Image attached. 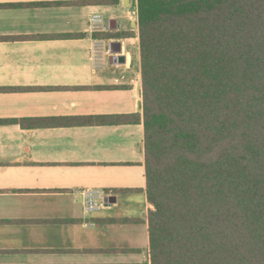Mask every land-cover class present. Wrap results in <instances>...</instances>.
Listing matches in <instances>:
<instances>
[{"label":"crops","instance_id":"crops-1","mask_svg":"<svg viewBox=\"0 0 264 264\" xmlns=\"http://www.w3.org/2000/svg\"><path fill=\"white\" fill-rule=\"evenodd\" d=\"M94 15L137 32V0H0V264L148 259L144 126L103 122L142 114L139 40L113 62Z\"/></svg>","mask_w":264,"mask_h":264},{"label":"trees","instance_id":"trees-1","mask_svg":"<svg viewBox=\"0 0 264 264\" xmlns=\"http://www.w3.org/2000/svg\"><path fill=\"white\" fill-rule=\"evenodd\" d=\"M137 16L96 37L139 40L142 114L103 122L144 126L140 264H264V0H137Z\"/></svg>","mask_w":264,"mask_h":264},{"label":"built area","instance_id":"built-area-1","mask_svg":"<svg viewBox=\"0 0 264 264\" xmlns=\"http://www.w3.org/2000/svg\"><path fill=\"white\" fill-rule=\"evenodd\" d=\"M102 17L101 15H94L91 19V29L93 32H96V33H106V32H109V31H112L110 29L109 26H105L102 22ZM106 40V39H105ZM108 47H107V50H106V53L108 56H119L120 54L117 53V54H114L112 53L111 49H110V44L112 42H116L118 41V39H108ZM124 42H122L123 44ZM123 54V53H121ZM97 56L94 55L93 56V60L94 62L97 61ZM84 195H85V205H86V208L88 210H92V209H95L96 207V201L95 199L98 197V194L96 192H91V191H85L84 192ZM103 205V204H102Z\"/></svg>","mask_w":264,"mask_h":264},{"label":"water","instance_id":"water-1","mask_svg":"<svg viewBox=\"0 0 264 264\" xmlns=\"http://www.w3.org/2000/svg\"><path fill=\"white\" fill-rule=\"evenodd\" d=\"M110 29L113 31V30H116V27L111 26ZM110 49L112 53L120 54L119 56H115V55L111 56L114 58L113 62H124L125 61L126 57L121 54L122 53V42L121 41L112 42L110 44Z\"/></svg>","mask_w":264,"mask_h":264},{"label":"rangeland","instance_id":"rangeland-1","mask_svg":"<svg viewBox=\"0 0 264 264\" xmlns=\"http://www.w3.org/2000/svg\"><path fill=\"white\" fill-rule=\"evenodd\" d=\"M129 45V44H128ZM129 49H133L134 50V53L137 55V52H138V50H137V46H134V48L131 46V45H129ZM143 196H145V197H143V198H145L144 200L146 201V195H143ZM143 200V201H144ZM134 208H137V207H134Z\"/></svg>","mask_w":264,"mask_h":264}]
</instances>
